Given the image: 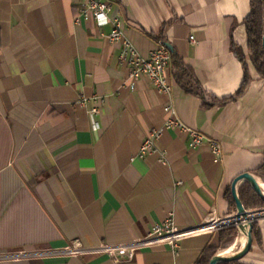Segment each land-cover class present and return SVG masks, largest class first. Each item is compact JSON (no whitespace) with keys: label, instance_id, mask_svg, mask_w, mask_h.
<instances>
[{"label":"crops","instance_id":"crops-1","mask_svg":"<svg viewBox=\"0 0 264 264\" xmlns=\"http://www.w3.org/2000/svg\"><path fill=\"white\" fill-rule=\"evenodd\" d=\"M80 1L0 0V254L27 253L0 264H196L220 241L203 226L237 213L234 180L251 173L264 185V78L233 51L249 52L251 0H108L141 55L172 45L169 96L129 80L112 26L84 17ZM168 105L205 143L165 128ZM153 130L155 151L142 157ZM208 139L221 145L218 162ZM168 219L186 234L176 248L143 245L130 260L67 253L144 239ZM258 226L264 248V218Z\"/></svg>","mask_w":264,"mask_h":264},{"label":"built area","instance_id":"built-area-1","mask_svg":"<svg viewBox=\"0 0 264 264\" xmlns=\"http://www.w3.org/2000/svg\"><path fill=\"white\" fill-rule=\"evenodd\" d=\"M80 9L84 17L93 18L99 26H112V31L107 36V39L114 44L120 45V60L129 67L130 81L135 82L142 78H147L152 86L161 94L165 96H169L171 94L172 86L166 77V73L170 66L172 57L170 50L166 46L156 48L146 57L141 55L133 43L125 35L120 14L108 0H81ZM190 40L195 43L194 37H190ZM92 112L94 114L96 110H93ZM165 112L168 115L165 125L166 129L177 128L189 134L192 137L191 146L193 148L200 147L203 143H205V137L202 133L187 129L179 121L176 111L172 106H166ZM160 135L161 132L158 130H153L149 133L141 147L140 156L143 157L155 151ZM206 141L210 146L215 161L218 162L222 155L220 143L213 139H208ZM226 224V221L210 220L205 226H203L202 230L220 231L229 226ZM184 235L186 234L179 231L173 220L168 219L163 223L154 225L150 233L144 239L125 245H118L116 247L103 246L100 249H88L84 251L79 250L77 247H75V249L69 248L67 249V253L78 254L79 252L96 253L108 251L115 257H122L130 260L133 259L135 252L143 245L166 242L176 248L178 247V241ZM26 254V252L6 253L0 254V258H20L25 257Z\"/></svg>","mask_w":264,"mask_h":264},{"label":"trees","instance_id":"trees-1","mask_svg":"<svg viewBox=\"0 0 264 264\" xmlns=\"http://www.w3.org/2000/svg\"><path fill=\"white\" fill-rule=\"evenodd\" d=\"M245 26L248 34V48L250 61L259 73L261 77L264 78V48H263V38H264V0H251V13L245 20ZM234 53L243 61L246 62V55L243 51L236 46H233ZM171 57H175V53L171 52ZM185 76L190 79V84H184V86L191 92L197 91V81L194 78L192 71L188 67H183ZM250 77L248 70L246 69L245 79L243 85L238 92V96L244 93L249 84ZM258 176L264 181V165L259 168ZM240 199L247 210L250 207H258L259 203L264 205V202L258 197V195L253 191V189L248 184H243L239 188ZM231 203L235 206L232 195L229 197ZM258 223L255 225L253 230V243L256 237H258ZM220 242L227 243L230 248L237 240L238 232L235 229H229L228 231L222 230L219 234ZM215 246H209L205 249L196 264H210L212 258L217 254ZM221 264H241V261L228 262Z\"/></svg>","mask_w":264,"mask_h":264},{"label":"water","instance_id":"water-1","mask_svg":"<svg viewBox=\"0 0 264 264\" xmlns=\"http://www.w3.org/2000/svg\"><path fill=\"white\" fill-rule=\"evenodd\" d=\"M170 51H173V47L170 44L165 45ZM263 48H264V38H263ZM242 183H247L253 191L258 195V197L264 202V191L261 188V185L257 178L251 173H243L242 175L238 176L233 184H232V197L236 204L237 213L236 216L229 219L231 220L229 225L237 226L239 229L243 225L247 227V240L244 247L241 250H238L236 253L228 256H223L221 254H216L210 264H221V263H228V262H237L241 261L245 258L253 248V230L255 225L264 218V209L256 210V211H248L245 206L243 205L238 187ZM228 219L222 220L227 221ZM241 231V230H240Z\"/></svg>","mask_w":264,"mask_h":264},{"label":"rangeland","instance_id":"rangeland-1","mask_svg":"<svg viewBox=\"0 0 264 264\" xmlns=\"http://www.w3.org/2000/svg\"><path fill=\"white\" fill-rule=\"evenodd\" d=\"M246 60L247 61H250V56H249V54H247L246 55ZM264 182V181H263ZM251 209L250 210H248V211H256V210H261V209H264V205H261L260 203H259V205H258V207H250ZM236 216V214L235 215H232L231 217H229L228 218V220L226 221V223H231L230 221L231 220H229V219H231V218H233V217H235ZM229 229H235V230H237V232H238V237H237V239L238 238H240L241 237V231H240V229L237 227V226H227V227H225L224 229H222V230H226V231H228ZM222 230H220V231H215L216 233L218 232L219 234H220V232L222 231ZM258 230H259V226H258ZM254 245V247H253V251H257V252H261V253H263L264 254V248H263V245H262V237H261V233H260V231H259V234H258V237H256V239L254 240V243H253ZM238 247L240 248L241 247V245H238ZM215 248H216V250H217V254H219V253H221V252H223V251H225V250H227L229 247H228V245H227V243H221L220 241H219V243H218V245L217 246H215ZM240 250V249H239ZM229 254H231V252H229ZM241 264H247V263H244V262H241Z\"/></svg>","mask_w":264,"mask_h":264},{"label":"bare ground","instance_id":"bare-ground-1","mask_svg":"<svg viewBox=\"0 0 264 264\" xmlns=\"http://www.w3.org/2000/svg\"><path fill=\"white\" fill-rule=\"evenodd\" d=\"M259 183H260V185H261V188L263 189V191H264V185L259 181ZM226 225H229L228 223L226 224ZM230 226V225H229ZM241 233H242V235H243V247H244V245H245V243H246V238H247V227L245 226V225H243L242 227H241ZM242 247V248H243ZM219 254H221V255H223V256H228V255H232V253L231 254H229L228 252H221V253H219Z\"/></svg>","mask_w":264,"mask_h":264}]
</instances>
